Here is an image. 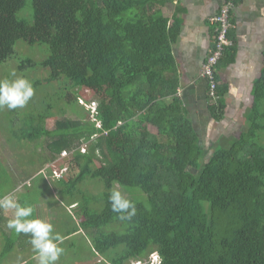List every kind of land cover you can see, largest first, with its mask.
<instances>
[{
  "label": "trees",
  "instance_id": "16d2710c",
  "mask_svg": "<svg viewBox=\"0 0 264 264\" xmlns=\"http://www.w3.org/2000/svg\"><path fill=\"white\" fill-rule=\"evenodd\" d=\"M171 1L31 0L33 13L22 14L28 0H0V67L16 57L24 75L47 71L29 80L34 94L58 85L41 102L29 100L24 112L0 109V125L20 142L50 139L39 174L84 215L74 232H86L93 251L111 264H152L153 256L159 264H264V65L247 129L229 135L228 146L207 148L179 96L175 23L162 10ZM20 41L41 51L40 59L19 54ZM232 46L215 68L217 92L207 87L219 122L228 91L220 68L235 59ZM86 88L97 95L89 102L92 122L65 117L50 129L56 105H80ZM93 182L101 193L82 190ZM5 188L0 183V197ZM113 188L135 203L131 221L111 210ZM1 233L8 239L0 264L16 247L3 227Z\"/></svg>",
  "mask_w": 264,
  "mask_h": 264
},
{
  "label": "rangeland",
  "instance_id": "374dc122",
  "mask_svg": "<svg viewBox=\"0 0 264 264\" xmlns=\"http://www.w3.org/2000/svg\"><path fill=\"white\" fill-rule=\"evenodd\" d=\"M24 12L33 13L31 0H28V4L22 14ZM22 44H24L23 41H20L16 46H20L18 49L19 54H30L33 58L40 59L42 55L41 51H38L36 48L27 47L26 45L21 46ZM10 60L0 67V80L8 77L11 79L24 77L28 80H35L36 78H44L47 75V71L43 69L25 71L26 75H24L18 69L16 57ZM13 72L15 76L12 75ZM57 88V84H55V89L52 87H46L45 89L44 86L40 87L36 91L37 94H34L30 99V102L32 99L36 102H41L43 95H52ZM80 96L82 97V101H79L80 105L67 106L64 102L56 105L54 117L50 118L47 122L50 129L55 128L57 120L65 117L71 119L79 117L84 122H92L91 104L89 102L96 101L97 95L93 90L86 88L80 91ZM83 102L84 104L88 103L87 107L82 106ZM28 106L29 102L23 108L18 109L24 112ZM4 108L7 110V107ZM237 110H239V113ZM249 111L250 107L247 108V112L245 111V113L240 108H233L230 115L221 122H217L213 118H200V121L196 120L195 123L201 135L202 144L207 148L216 146L214 149L232 144L231 137H224L220 140L221 131L227 129L225 133H229L230 136H239L240 131L243 132L247 129L245 128V126L247 127L245 123L246 114L248 115ZM78 113H80V116ZM5 122V119H0V124ZM7 130L0 125V183L7 186L5 188L6 191L2 194L4 196L11 195L15 200L20 198L24 202L21 205L32 207L33 214L29 219L38 218L53 225L54 233H58L62 237V243H59V246L64 249L57 264H111L106 258L97 255L93 251L86 232L83 230L74 232L77 227H80L79 224L84 219V215L78 212V209H73L70 206L68 202L70 198L57 194L56 190L58 189H56L52 180L51 182H53L54 186L51 188L44 180V177L39 174L40 170L47 166L45 165L48 162L46 157L50 156L47 144L50 139L44 137L34 143L20 142L21 140L13 139ZM152 130L157 131L154 127H152ZM60 162L64 163V159H61ZM60 162L58 161L53 166L54 171L59 170V167L61 168ZM6 178L9 179L8 185H6ZM82 190L86 193L99 194L102 192L103 187L100 183L93 182L84 186ZM76 198L81 199L82 197L77 196ZM0 215H5L11 219L14 216V210L0 209ZM7 221H0V251L8 239L6 235L1 233V227L9 232L8 236L15 240L16 247L2 259V264H38L36 253L29 242L31 235L24 233L17 234L15 230L7 227Z\"/></svg>",
  "mask_w": 264,
  "mask_h": 264
},
{
  "label": "crops",
  "instance_id": "0c3cea01",
  "mask_svg": "<svg viewBox=\"0 0 264 264\" xmlns=\"http://www.w3.org/2000/svg\"><path fill=\"white\" fill-rule=\"evenodd\" d=\"M225 1L172 0L162 8L170 25L175 23L172 51L181 79L179 96L195 127L196 120L213 118L208 106V81L201 71L216 42V26L211 18L220 12ZM231 21L235 59L220 68L221 83L228 90L225 118L233 108L247 112L253 102V83L264 65V0H237L231 9ZM221 132V138L229 137L227 129Z\"/></svg>",
  "mask_w": 264,
  "mask_h": 264
},
{
  "label": "clouds",
  "instance_id": "9594fccd",
  "mask_svg": "<svg viewBox=\"0 0 264 264\" xmlns=\"http://www.w3.org/2000/svg\"><path fill=\"white\" fill-rule=\"evenodd\" d=\"M15 76V73H12ZM34 95L32 83L24 77L0 80V109L10 110L23 108ZM111 210L118 214L121 221H131L137 214L136 205L116 188L108 196ZM0 209H13V218L7 221V227L17 234H30V244L38 260V264H57L64 249L59 246L62 237L54 233L53 225L38 218H32L33 208L23 206L11 195L0 197ZM152 264H159L158 256H153Z\"/></svg>",
  "mask_w": 264,
  "mask_h": 264
},
{
  "label": "built area",
  "instance_id": "2783aa9c",
  "mask_svg": "<svg viewBox=\"0 0 264 264\" xmlns=\"http://www.w3.org/2000/svg\"><path fill=\"white\" fill-rule=\"evenodd\" d=\"M236 3L237 0H226L220 12L211 18V22L216 26V42L203 64L201 75L209 82L213 95L217 92L215 68L222 59L225 49L233 45V41L230 37V31L233 28L231 9L236 6ZM136 263L146 264L141 261Z\"/></svg>",
  "mask_w": 264,
  "mask_h": 264
}]
</instances>
